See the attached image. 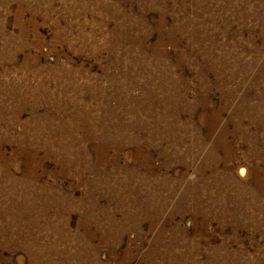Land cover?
<instances>
[{"label": "rangeland", "instance_id": "obj_1", "mask_svg": "<svg viewBox=\"0 0 264 264\" xmlns=\"http://www.w3.org/2000/svg\"><path fill=\"white\" fill-rule=\"evenodd\" d=\"M0 264H264V0H0Z\"/></svg>", "mask_w": 264, "mask_h": 264}]
</instances>
